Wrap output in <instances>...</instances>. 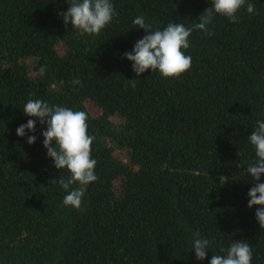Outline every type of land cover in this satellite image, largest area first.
Masks as SVG:
<instances>
[{
    "label": "trees",
    "instance_id": "1",
    "mask_svg": "<svg viewBox=\"0 0 264 264\" xmlns=\"http://www.w3.org/2000/svg\"><path fill=\"white\" fill-rule=\"evenodd\" d=\"M110 2L109 25L82 36L58 15L70 0H0V264H210L241 240L264 264V228L247 207L248 137L264 121V0H246L237 23L214 14L211 36L193 30L179 80L135 76L124 54L145 32L133 20L192 27L212 0ZM29 99L87 113L98 180L83 211L49 183L70 173L47 156L46 123L23 112ZM29 119L35 131L18 137ZM197 231L210 241L203 261Z\"/></svg>",
    "mask_w": 264,
    "mask_h": 264
},
{
    "label": "clouds",
    "instance_id": "2",
    "mask_svg": "<svg viewBox=\"0 0 264 264\" xmlns=\"http://www.w3.org/2000/svg\"><path fill=\"white\" fill-rule=\"evenodd\" d=\"M245 4L246 0H212V6L199 16L198 22L192 27H185L182 23H169L163 30H154L142 15L137 16L133 24L137 29H142L145 35L135 43L131 52L124 54V58L132 63V71L136 77L148 70H158L163 78L179 80L191 68L192 58L186 55L184 50L190 47L188 38L193 30L211 36L213 33L208 26L212 23L214 14L237 23L236 14ZM68 5L67 11L58 15L62 17L65 26L71 23L72 29L82 36L99 35L115 15L110 0H70ZM246 11L256 14L254 3L247 2ZM45 71V67L41 66L36 75L43 76ZM136 81H131L133 86ZM23 112L28 117L38 119L42 125L46 123V131L41 135L47 156L57 170L67 169L70 173L68 179L59 177L58 184L53 180L49 183L59 185L67 193L63 200L64 206L83 211L81 205L85 188L98 180L94 171L97 161L91 156V145L95 137L88 134L87 113L50 106L39 99H29ZM26 130L35 131V120L29 119L26 124L20 125L16 129V135L23 137ZM35 140V135H29L27 143L31 145ZM248 140L254 146L256 159L247 168L248 176L255 182L248 192L247 207L251 209L257 206L255 218L260 227L264 228V182H259L264 176V121H257V127ZM74 184H79L80 187L71 188ZM209 245L210 241L201 238L199 231L194 233L192 251L195 252L197 260L205 259ZM252 258L251 246L247 242L233 241L226 256L212 255L210 264H252Z\"/></svg>",
    "mask_w": 264,
    "mask_h": 264
}]
</instances>
